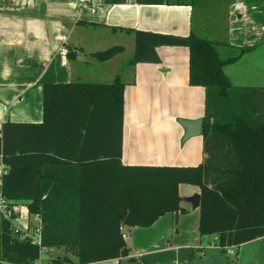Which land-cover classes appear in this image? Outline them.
<instances>
[{"label": "trees", "instance_id": "16d2710c", "mask_svg": "<svg viewBox=\"0 0 264 264\" xmlns=\"http://www.w3.org/2000/svg\"><path fill=\"white\" fill-rule=\"evenodd\" d=\"M134 32L131 64L160 61L161 45L189 47L190 83L207 91L204 162L123 164L126 84L119 74L112 82H47L43 121L6 120L0 128L2 193L10 206L27 201L30 214L40 216L41 245L15 232L0 212V264H39L43 247H64L80 264L127 257L121 229L127 214L149 227L167 212L183 210L181 183L200 186L202 236L215 235L223 248L264 236V108L258 103L264 88H237L224 70L253 47L195 31ZM124 49L114 45L93 55L104 61ZM54 262L67 264L63 257Z\"/></svg>", "mask_w": 264, "mask_h": 264}, {"label": "crops", "instance_id": "0c3cea01", "mask_svg": "<svg viewBox=\"0 0 264 264\" xmlns=\"http://www.w3.org/2000/svg\"><path fill=\"white\" fill-rule=\"evenodd\" d=\"M91 1L95 10L76 0H0V120L43 121V88L47 82H112L119 74L126 84L123 164H202L206 158L202 130L184 139L187 129L180 123V119H202L203 126L206 112V88L190 83L189 47L161 45L157 47L160 61L131 64L134 31L183 36L195 31L235 46L253 47L224 70L237 88H264V0ZM114 45L125 49L104 61L94 57V52ZM63 46L71 52L66 65L59 55ZM258 103L264 108V100ZM4 172L0 164V192ZM179 192L183 210L167 212L145 229L123 223L129 256L85 264H148L145 257L152 252L176 253L183 248L191 249L192 255L193 249L206 254L208 246L237 255L234 264H264V236L229 253L217 244L215 235L200 234V206L190 213L193 204L186 197L200 193V186L181 183ZM75 199L71 196L73 203ZM14 208L20 215L22 231L36 224L37 215L30 214L27 201L15 203ZM42 253L39 264H56L54 259L65 256L72 260L67 264H80L64 247H50ZM157 260L153 264L160 262Z\"/></svg>", "mask_w": 264, "mask_h": 264}, {"label": "rangeland", "instance_id": "374dc122", "mask_svg": "<svg viewBox=\"0 0 264 264\" xmlns=\"http://www.w3.org/2000/svg\"><path fill=\"white\" fill-rule=\"evenodd\" d=\"M194 211H198V208L193 206L190 213H194ZM138 227L141 229H145L144 226ZM193 251V255L191 254V249L183 248L180 250H176V253L169 252L167 254H163V252H152L145 258L148 261V264H153L157 259L160 261L158 262V264H176V262H178L179 264H234L237 261V255H228V253H226L225 251L221 252L220 250H217L215 248H209V246L204 250L206 254H201V251L199 249H193ZM45 253L46 252H43L42 256H46ZM127 263L130 264L129 261H127ZM248 263V261H245L243 264Z\"/></svg>", "mask_w": 264, "mask_h": 264}, {"label": "built area", "instance_id": "2783aa9c", "mask_svg": "<svg viewBox=\"0 0 264 264\" xmlns=\"http://www.w3.org/2000/svg\"><path fill=\"white\" fill-rule=\"evenodd\" d=\"M77 3H79L81 6H91L93 10H95V5L92 3L91 0H76ZM70 50L68 47L63 46L59 49V55L61 58V63L63 65H66L68 63V56H69ZM3 121L0 120V128L2 127ZM0 212L8 219L12 220V226L15 230V232H22L23 237L29 236L31 239V242L34 244L41 245V218L40 216H36V224L31 226L28 230L22 231L19 227V221H20V215L15 210L14 206H10L9 201L6 199V197L3 195L2 192H0ZM123 238L126 240L128 239V234L126 232L122 233ZM227 251L231 254L235 253V246L225 247ZM47 247H43L42 251L46 250ZM142 255V254H141Z\"/></svg>", "mask_w": 264, "mask_h": 264}, {"label": "water", "instance_id": "95a60500", "mask_svg": "<svg viewBox=\"0 0 264 264\" xmlns=\"http://www.w3.org/2000/svg\"><path fill=\"white\" fill-rule=\"evenodd\" d=\"M180 123L186 127L187 131L185 133L184 139H187L191 136L197 135L201 133V128H202V119H197V120H185V119H180ZM188 201H190L194 207L200 206L201 203V193H196L192 196L186 197ZM124 225L128 227H132L135 225H140V221L134 217L132 213H128L127 216L124 219ZM63 260L66 263H72V260L65 256L63 257Z\"/></svg>", "mask_w": 264, "mask_h": 264}]
</instances>
